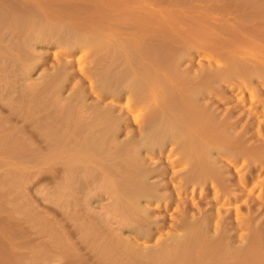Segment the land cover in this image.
I'll use <instances>...</instances> for the list:
<instances>
[{
  "label": "rangeland",
  "instance_id": "rangeland-1",
  "mask_svg": "<svg viewBox=\"0 0 264 264\" xmlns=\"http://www.w3.org/2000/svg\"><path fill=\"white\" fill-rule=\"evenodd\" d=\"M0 8L9 18L0 26V146L4 147H0V264H193L189 259L181 262L177 253L179 242L182 245L183 240L193 238L186 244H200L194 246L197 253L192 251L201 255L194 257L195 264H209L211 257L210 264L216 258L217 264H264V165L260 162L264 153H240L237 160L219 156V165L227 171L211 177L215 181L210 176L195 177L191 163L181 161L184 154L176 149L180 141L178 145V141L160 144L157 140L148 150L136 152L143 131L152 126L151 117L163 109L161 98H148L151 94L144 88L132 87L119 76L131 69L122 57L70 43V32L43 31L45 35L35 36L30 27L33 19L46 22L45 31L48 24L66 22L125 40L130 48H140L141 56L147 54L144 64L152 63L150 68L158 78L165 76L161 80L167 89L176 88H171L173 96L197 97L199 107L211 102L219 110L233 109L236 115H244V121L253 116L252 141L239 143L257 147L264 143V0H0ZM173 77L179 84H174ZM56 78L61 80L56 82ZM175 90L181 91L175 94ZM107 114L122 122L118 139L107 138L110 145L115 143L108 148L110 155L104 153L107 147L90 143L99 134L97 128L102 134L104 128L112 127ZM90 126L94 129L89 131ZM58 143L64 155L56 159ZM77 148L109 164H122L125 159L133 171L134 161L150 170L157 168L147 179L157 192L140 202L147 217L139 212L132 220H138L136 224L125 223L123 209L114 206V195L97 185L104 174L92 160L71 171L65 156ZM187 172L194 173L190 177L197 181L188 178ZM224 187L228 193L221 191ZM135 198L131 194L124 205H131ZM169 251L177 256L171 255L168 261L164 255Z\"/></svg>",
  "mask_w": 264,
  "mask_h": 264
},
{
  "label": "bare ground",
  "instance_id": "bare-ground-1",
  "mask_svg": "<svg viewBox=\"0 0 264 264\" xmlns=\"http://www.w3.org/2000/svg\"><path fill=\"white\" fill-rule=\"evenodd\" d=\"M10 13V12H9ZM15 15V14H14ZM6 18H8V17H6V14H5V12L3 13V10H2V8H0V26H2L3 25V23L5 22V20H7ZM14 18V17H13ZM21 18V17H20ZM19 18V16H18V18L17 19H20ZM9 19V18H8ZM23 19V18H22ZM10 20H11V18H10ZM14 20V19H13ZM32 20V19H31ZM34 20V19H33ZM32 20V22H31V25H30V27H31V31L34 33V35L35 36H38V35H36V33L38 34L39 32H45V33H54V32H62L63 34L65 33L64 31H66V33L65 34H68V32H70L68 35H70L69 36V41H70V43H80V44H85V45H88V46H91V47H93V49H95L96 51L97 50H100V52L102 51V50H105V53H104V51H103V53L105 54V55H107V53H109V55L111 56V57H113V58H120V57H122L128 64H130L131 65V69L127 72H125L124 73V75H123V72H122V74L121 75H119L120 77H122V78H127V80H129V82L132 84V87L133 86H135V87H137V88H144V90L146 91V93H148V94H151V95H148L147 97L149 98V96H151V97H153V99L155 98V99H157L156 97H158L159 96V98H161V99H159L160 101H162L161 103H159V104H164L162 107H163V109H162V111H158L157 109H155L156 111H158L157 113H156V116H155V118L154 117H151V121L153 122L150 126L151 127H149L146 131H145V133H144V131H143V136H142V139L141 140H138V144H139V142H140V144L139 145H137L138 146V149H136V150H133V154L136 156L138 153H140V151H142V149H146L147 148V150H148V148L149 147H151V144H152V142H154L155 143V141H160V144H165V143H167V144H171V142H173V144L176 142V144H177V141H178V145L179 144H181L180 146H179V148H176L179 152H183V154H184V156L182 157V159H181V161L183 160V161H185L186 163H191V165L193 166V168H194V171L196 172V176L194 175V173H188V172H191L190 170H193V168L189 165V168H190V170H188V172H187V174H190L189 176H188V178L191 176V175H193V176H195V177H197L198 176V174H199V176H202V178L203 179H206V177L207 176H210L209 178H210V180H215L214 178H212L211 179V177H220L221 175H224V172L225 171H227V168L226 167H224V166H221V165H219V163H218V161H219V156H227V155H230V156H234L235 158V160H237V155H239L240 153H241V155H242V153H246V156H247V154L248 153H250V152H252V151H260L259 153H264V143H263V145H259V146H257V147H252V146H250L251 144H249L250 142L248 141V144H249V147L248 146H246V145H244L243 146V144L249 139V140H251V138H253V134L251 133V131H250V126H252V127H254V125H253V116H251L252 117V119H251V121H250V118H247L246 117V121H244L245 120V118H244V115L242 114V113H237V115H236V113H235V110H233V109H223V110H219V108H220V106H219V108H218V106H215V105H212L213 103H209V104H202V106H200L199 107V104L200 103H197V102H199V100L197 101V97H190V98H188L187 99V97H186V99L187 100H185V98L183 99H180L179 97V95H176V96H173L172 94V89H173V87H171V88H169V89H167V87L166 86H164V83L165 82H163V80L165 79L164 77H162L163 78V80H161L162 78H158V76H157V74L156 73H152L153 71H152V67L150 68V66H151V64H150V66H148V65H146V64H144V62H145V60H146V55H144V56H141L140 54H138V51L137 50H139V49H135L134 48V46H133V48L134 49H132V47L130 48V46H129V44L128 43H126V41L125 40H121V39H114V36H112V34L109 36L108 34H106V33H99V32H97V31H92V30H89V28L88 29H85L84 30V28L83 29H81L82 27H79V26H76V25H74V24H71L70 25V23L68 24V23H66V22H63V23H52V24H48V26H47V32L45 31V29H46V26H45V24H46V22L45 23H42V22H40V24H41V26H38V25H40L39 24V22H35V21H33ZM36 20V19H35ZM37 21H38V19H37ZM16 22H17V20H16ZM15 22V23H16ZM19 22V21H18ZM21 22V21H20ZM35 22V23H34ZM10 23V22H9ZM34 23V24H33ZM2 24V25H1ZM78 24V23H77ZM4 25H5V23H4ZM14 25V24H13ZM16 25H17V23H16ZM15 25V26H16ZM45 26V27H42V26ZM50 25V26H49ZM76 26V27H74V26ZM78 25H80V24H78ZM18 26V25H17ZM30 27H28V29L30 28ZM49 27V28H48ZM78 27V28H77ZM45 28V29H44ZM71 28V29H70ZM25 31V30H24ZM61 33V34H62ZM43 34V33H42ZM64 34V35H65ZM40 35V34H39ZM43 35H45V34H43ZM42 35V36H43ZM56 36V35H55ZM113 38H112V37ZM117 36V35H116ZM62 37V36H61ZM60 37V38H61ZM112 39V40H111ZM114 39V40H113ZM34 40V39H33ZM132 40V39H131ZM60 41V40H59ZM79 45V44H78ZM131 45V44H130ZM251 45V44H250ZM145 47V46H144ZM142 49V48H141ZM140 51L141 50H139V53H140ZM143 51H146L145 49L143 50ZM149 51L150 50H148V54H149ZM158 51V50H157ZM24 52V51H23ZM107 52V53H106ZM151 52V51H150ZM6 53V52H5ZM145 54V53H144ZM150 55H152V54H150ZM107 57H109V56H107ZM110 57V58H111ZM116 58V59H117ZM30 59V58H29ZM147 59H148V57H147ZM150 59V58H149ZM178 59V58H177ZM30 61V60H29ZM148 61V60H147ZM161 62V61H160ZM136 65H138L139 67H137ZM141 66V67H140ZM163 66V65H162ZM238 67H240V66H238ZM173 68V67H172ZM237 68V67H236ZM127 69V68H126ZM126 69H124V70H126ZM178 69V68H177ZM235 69V68H234ZM238 69H240V68H238ZM243 69V68H242ZM237 69H235V71H236ZM241 70V69H240ZM244 70V69H243ZM160 71V70H159ZM170 71V70H169ZM238 71V70H237ZM245 71V70H244ZM249 71H251V70H249ZM28 72V71H27ZM65 72V71H64ZM172 72V71H171ZM253 72V71H252ZM236 73V72H235ZM63 73H61V78H62V75ZM105 74H107V73H105ZM156 74V75H155ZM253 74H254V72H253ZM65 75V74H64ZM116 75V74H115ZM118 76V77H119ZM141 76V77H140ZM58 78V77H57ZM56 78V82H58V80H61V79H57ZM66 78V77H65ZM64 78V79H65ZM173 78H175V77H173ZM251 79V78H250ZM161 80V81H160ZM170 80L171 81H173L171 78H170ZM169 79H168V81H170ZM178 80V79H177ZM120 81H121V78H120ZM175 81H176V78H175V80H174V84H175ZM126 82H128V81H126ZM163 82V84H161ZM178 81H176V83H177ZM180 82V81H179ZM179 82H178V84H179ZM193 82V81H192ZM120 83V82H119ZM55 84V83H54ZM131 84H130V86H131ZM166 84V83H165ZM171 84V83H170ZM57 85V83L55 84V86ZM122 85V84H121ZM168 85V84H167ZM180 85H182V83H180ZM171 86V85H170ZM187 86V85H186ZM59 87H62V86H59ZM118 87V86H117ZM164 87H165V89H167V91H165V89H164ZM169 87V86H168ZM182 87V86H181ZM63 88V87H62ZM186 88V87H185ZM164 89V90H163ZM174 89H176V88H174ZM173 89V90H174ZM179 89V88H178ZM187 89V88H186ZM192 89V88H191ZM59 89H57L56 90V94H57V91H58ZM188 90H190V89H188ZM60 91V90H59ZM58 91V92H59ZM143 91V90H142ZM144 91V92H145ZM162 91H164V92H162ZM181 91V90H180ZM179 90H175V94H178V92H180ZM252 91V90H251ZM80 92V91H79ZM177 92V93H176ZM160 94H162V95H160ZM78 95V94H77ZM80 95V94H79ZM78 95V96H79ZM58 96H60V93H59V95H57V97ZM85 96V95H84ZM162 96V97H161ZM178 96V97H177ZM189 96V95H188ZM75 98H77V97H75ZM69 99V98H68ZM67 99V100H68ZM80 99V97L78 98V100ZM146 99V98H145ZM200 99V98H199ZM252 99V98H251ZM66 100V101H67ZM77 100V99H76ZM76 100H75V102H76ZM150 100V99H149ZM158 100V99H157ZM181 100H183V101H181ZM185 100V101H184ZM215 100V99H214ZM86 101V100H85ZM155 101V100H154ZM159 101V102H160ZM216 101H219V100H216ZM68 102V101H67ZM82 102H84V100H82ZM146 102V101H145ZM148 102V101H147ZM214 102V101H213ZM220 102V101H219ZM52 103V102H51ZM78 103H80V102H78ZM157 103V102H156ZM227 103V102H226ZM85 104H86V102H85ZM158 104V103H157ZM65 105V104H64ZM82 105H83V103H81L80 104V106L82 107ZM216 105H218V103H216ZM220 105H222V102L220 103ZM58 106V105H57ZM77 106V105H76ZM79 106V108H81ZM158 106V105H157ZM156 106V107H157ZM67 107V106H66ZM93 107H95V106H93ZM240 107V106H239ZM86 108V107H85ZM90 108V107H89ZM159 108H160V105H159ZM82 109V108H81ZM87 109V108H86ZM66 110V112H67V109H65ZM77 111V110H76ZM82 111V110H81ZM72 112H73V110H72ZM71 112V113H72ZM79 112V111H78ZM77 112V113H78ZM95 112H96V110H95ZM98 112V111H97ZM63 113H65V112H63ZM68 113H69V111H68ZM82 113V112H81ZM89 113V112H88ZM87 113V114H88ZM253 113V112H252ZM263 113H264V111H263ZM67 114V113H66ZM76 113H74V115H75ZM155 114V113H154ZM64 115V114H63ZM94 115V114H93ZM100 115H104V114H100ZM112 115V114H111ZM252 115H254V114H252ZM69 118L72 116V114H68L67 115ZM75 116H77V114L75 115ZM84 117V115L82 114L81 115V117ZM94 116H96V117H98L99 115L97 114H95ZM108 114L106 115V117H107V119H108ZM115 116V115H114ZM152 116H154V115H152ZM247 116H249V115H247ZM65 117H66V115H65ZM67 117V118H68ZM87 117V116H86ZM90 117V116H89ZM95 117V119L98 121V123H101V122H99V120L103 117L104 118V116H101V118L99 117V120L97 119ZM264 117V116H263ZM68 118V119H69ZM77 118V117H76ZM78 118L81 120V118H80V116H79V114H78ZM109 118L110 119H108V121L112 124V127L110 128V129H108V130H106V128H104L105 129V132H103L102 134L98 131V128H97V130H96V133H99L98 135L96 134V133H94V134H96V137L95 138H91L92 140H88V136H87V140L92 144H96V147L98 146L100 149L101 148H106L107 147V149L109 148L110 149V146H113L115 143H112L111 145H110V142H108V140H107V138H109V139H114V138H116L117 137V135L119 134V130H120V124L122 123V122H120L119 120H115V119H113V120H111L112 118H113V116L112 117H110L109 116ZM114 118H116V117H114ZM243 118H244V120H243ZM256 120V122L258 121V119L256 118V117H254ZM84 119V118H83ZM82 119V120H83ZM92 119H93V116H92ZM95 119L94 120H92V121H95ZM105 119V118H104ZM107 119H106V121H107ZM150 119V118H149ZM66 120V119H65ZM78 120V119H77ZM86 120H87V118H86ZM86 120H84V121H86ZM111 120V121H110ZM120 120H122V118L120 119ZM124 120V119H123ZM62 121V120H61ZM84 121H83V123H84ZM88 121V120H87ZM87 121L85 122V124L87 123ZM103 121V120H102ZM105 121V122H106ZM108 121H107V123H108ZM244 121V122H243ZM262 121H264V120H262ZM59 122V121H58ZM80 122V121H79ZM82 122V121H81ZM104 122V123H105ZM252 123V125H251V123ZM69 123V122H68ZM76 123V122H75ZM83 123H81V124H83ZM90 123H92V122H90ZM95 123H97V122H95ZM98 123L96 124V125H94L93 123V125L95 126V128L96 127H99V129L101 128L99 125H98ZM106 123V124H107ZM110 123H108V124H110ZM150 123V122H149ZM255 123V122H254ZM47 124H48V122H47ZM60 124V123H59ZM63 124V123H62ZM66 124V123H65ZM73 124V123H72ZM89 124V123H88ZM71 125V124H70ZM75 125V124H74ZM90 125V124H89ZM101 125H103V124H101ZM262 125V124H261ZM5 126V125H4ZM41 126H42V124H41ZM60 126V125H59ZM81 126V125H80ZM79 126V127H80ZM93 126V127H94ZM104 126H106L105 124H104ZM65 127V126H64ZM73 127V126H72ZM77 127V126H76ZM78 127V128H79ZM82 127V126H81ZM80 127V128H81ZM88 127V126H87ZM92 126H90V128H89V131H90V129H94L93 127L91 128ZM110 127V126H109ZM264 127V126H263ZM262 127V128H263ZM39 128V127H38ZM66 128V127H65ZM103 128V127H102ZM55 129V128H54ZM67 129V128H66ZM77 129V128H76ZM86 129V131H88L87 129L88 128H85ZM42 130V129H41ZM82 131H83V129H82ZM91 131H93V130H91ZM98 131V132H97ZM43 132V131H42ZM49 132V131H48ZM47 132V133H48ZM55 132V131H54ZM54 132H50L52 135H55V133ZM61 132H63V131H61ZM120 132H121V130H120ZM253 132V131H252ZM261 132V131H260ZM68 133V132H67ZM82 133V132H81ZM85 133H87V132H85ZM85 133H83L84 135H85V137H86V135L87 134H85ZM89 133H91V132H89ZM88 133V134H89ZM93 133V132H92ZM91 133V134H92ZM44 134V133H43ZM68 134H70V133H68ZM259 134V133H258ZM261 134V133H260ZM260 134H259V136H260ZM61 135V134H60ZM64 135V134H63ZM79 135H81V134H79ZM262 135V134H261ZM93 136V135H92ZM56 137H58L57 135H56ZM91 137V136H90ZM132 138H133V136H131ZM1 138H2V136H1ZM5 138V137H4ZM10 138V137H9ZM44 138V137H43ZM65 138V137H64ZM71 138V137H70ZM83 138V137H82ZM130 138V137H129ZM258 138V137H257ZM86 138H84V140H85ZM117 139H118V137H117ZM131 139V138H130ZM58 139H56V142H60L59 140L57 141ZM84 140L82 141V143H84ZM86 140V141H87ZM132 140V139H131ZM134 140V139H133ZM261 140V139H260ZM259 140V141H260ZM16 141V140H15ZM118 141V140H117ZM128 141H129V139H128ZM128 141H125V142H128ZM136 141V140H135ZM134 141V143H137V142H135ZM179 141L181 142V143H179ZM239 141L240 142H244L243 144L242 143H239ZM252 141V140H251ZM7 142V141H6ZM53 142V141H52ZM132 142V141H131ZM17 143L18 142H16V145H17ZM20 143V142H19ZM61 143V142H60ZM60 143H58V144H56V146L55 147H57L58 145H60ZM69 143V142H68ZM108 143H109V146H108ZM122 143V142H121ZM133 143V144H134ZM159 143V142H158ZM7 144V143H6ZM11 144V143H10ZM62 144V143H61ZM77 144V143H76ZM88 144V143H87ZM90 144V145H91ZM120 144V143H119ZM123 144H124V142H123ZM159 144V145H160ZM0 145H1V143H0ZM8 145V144H7ZM13 145V144H12ZM11 145V146H12ZM20 145V144H19ZM63 145V144H62ZM62 145H60V147H57L56 149H54V150H57L58 151V149L60 150L61 149V146ZM78 145V144H77ZM117 145V144H116ZM122 145V144H121ZM125 145V144H124ZM4 146H5V144H4ZM18 146V145H17ZM52 146H53V144H52ZM79 146V145H78ZM92 146V145H91ZM130 146V145H129ZM128 146V147H129ZM156 145H154L153 146V148L155 147ZM162 146V145H161ZM160 146V149L163 147H161ZM1 148L3 147V146H0ZM8 147H9V145H8ZM63 147V146H62ZM68 147V146H67ZM75 147V146H74ZM86 147L87 148H89V145H86ZM132 147V146H131ZM130 147V148H131ZM4 148V147H3ZM66 148V147H65ZM86 148V149H87ZM92 148V147H91ZM104 148V149H105ZM112 148H115V147H112ZM157 148V147H156ZM251 148V149H250ZM8 149V148H7ZM18 149V148H17ZM78 149L79 148H77V149H75V151H78ZM90 149V148H89ZM108 149V151H105L104 153H106V152H108L109 154L108 155H110L111 153V151ZM118 149V148H117ZM132 149H134L133 147H132ZM158 149V148H157ZM163 149V148H162ZM161 149V150H162ZM11 150V149H10ZM80 150H84V148L82 149H80ZM94 150V149H93ZM115 150H116V148H115ZM114 150V151H115ZM153 150V149H152ZM9 151V150H8ZM24 151V150H23ZM74 151V153H72V154H69V155H66L65 156V160H66V164H68V166L70 167V170L72 169H74V171L76 170L75 169V167H77V165L79 164V163H81V162H88L89 164H90V161L92 160V162H95L98 166H96V168L98 167V168H100V169H102V174H104V176H101V173L99 172V176H101L102 178V180L100 181V182H98L97 181V185L98 184H100V185H102V186H104L105 188H106V190H109L110 191V193H112V195H114V197H115V199L117 200H115L114 202H115V205L114 206H118V207H115V208H118V209H120V210H122V211H124L123 212V214L121 213V215H123L121 218H123L124 219V221H125V223H127L126 221H131L129 224H131V223H135L136 224V222L138 221H136V220H134V222H132V220L134 219V217L136 216H139L138 214H139V212L140 213H143V208L144 207H140V202H141V198L143 197V198H145V197H147V198H149L150 197V195L149 194H151V193H155V192H157V191H155V189L157 188L154 184L152 185L151 183L148 185V177L150 176V175H154V173H156V170H157V168H153V169H156V170H153L152 168V170H150V169H148V167H146L142 162H136V161H134L135 162V165L133 166V167H136V170H132V168L130 169L129 167H131L132 165H130V163L129 162H127V160L124 162V160L125 159H123V162L122 161H120V162H122V164H118V161H116L117 163H114V162H112L111 161V164H109V162L110 161H108V163H106L107 161H103V159L102 160H98V159H92L93 157V155L91 154V155H89V153H87L88 151H86V150H84L83 152L82 151H78V152H75ZM100 151H102V150H100ZM113 151V152H114ZM134 151H136V152H138V153H134ZM144 151V150H143ZM160 151V150H159ZM93 152H96V151H93ZM99 152V151H98ZM153 152V151H152ZM151 152V153H152ZM157 152H158V150H157ZM163 152V151H162ZM256 153V154H259V153ZM21 153V152H20ZM57 154H55L56 156L59 154V155H64V154H61L59 151L58 152H56ZM66 153V152H65ZM120 153V152H119ZM132 153V152H131ZM37 154V153H36ZM97 154V153H96ZM128 154V153H127ZM182 153H181V156L183 155ZM38 155V154H37ZM40 155V154H39ZM140 155V154H139ZM241 155H239L240 157H241ZM249 155V154H248ZM263 154H261V155H259V156H262ZM21 156V155H20ZM134 156V157H135ZM138 156V155H137ZM136 156V157H137ZM31 157V156H30ZM55 157V156H54ZM97 157V156H96ZM115 157V156H114ZM121 157V156H120ZM129 157V156H128ZM132 157V156H131ZM143 157V156H142ZM249 157V156H248ZM4 158V157H3ZM57 158H60L59 156H57L56 157V159ZM64 158V157H63ZM126 158V157H125ZM133 158V157H132ZM139 158V157H138ZM181 158V157H180ZM257 158H259V157H257ZM53 159V158H52ZM116 159H117V157H116ZM128 159V158H127ZM131 159V158H130ZM136 158H134V159H131V161L132 160H135ZM144 159V158H143ZM150 159V158H149ZM249 159V158H248ZM256 159V158H255ZM2 160V159H1ZM118 160H120V159H118ZM137 160V159H136ZM225 160V159H224ZM223 160V161H224ZM17 161H18V159H17ZM30 161V160H29ZM130 161V160H129ZM130 161V162H131ZM182 161V162H183ZM226 162H227V160H225ZM25 162V161H24ZM44 162V161H43ZM48 162V161H47ZM92 162H91V164H92ZM119 162V163H120ZM133 162V163H134ZM260 162L264 165V156H262L261 158H260ZM20 163V162H19ZM65 163V162H64ZM85 163V164H86ZM177 162H175V164H176ZM251 163V162H250ZM84 164V165H85ZM94 164V163H93ZM148 164V163H147ZM146 164V165H147ZM167 164H169V163H167ZM27 165V164H26ZM82 165V164H81ZM87 165V164H86ZM85 165V166H86ZM187 165V164H186ZM85 166H84V168H85ZM230 166H232V165H230ZM92 167V166H91ZM176 167V166H175ZM80 168V167H79ZM166 168V167H165ZM174 168V167H173ZM231 168H233V167H231ZM77 169H78V167H77ZM92 169V168H91ZM95 169V168H94ZM121 169V170H120ZM168 169H169V167H168ZM68 170H69V168H68ZM71 170V171H72ZM86 170H87V168H86ZM97 170H99V169H97ZM234 170V169H233ZM70 171V172H71ZM78 171V170H77ZM85 171V170H84ZM89 171V170H88ZM92 171H94V170H92ZM96 171V170H95ZM161 172H162V170H160ZM89 172H91V171H89ZM89 172H88V174H89ZM158 172V171H157ZM164 172V171H163ZM193 172V171H192ZM159 173V172H158ZM157 173V174H158ZM183 173V172H182ZM23 174V173H22ZM72 174H74V172L72 173ZM91 174H92V172H91ZM94 174H96L95 172H94ZM162 174V173H161ZM184 174H186V173H184ZM186 174V175H187ZM225 174H227V173H225ZM68 175V174H67ZM90 175V174H89ZM160 175V174H159ZM162 175H164V174H162ZM161 175V176H162ZM72 176V175H71ZM98 176V177H99ZM198 176V177H199ZM204 176H206V177H204ZM87 177V176H86ZM195 177H190V178H192L193 180L195 179L196 181H197V178H195ZM97 178V177H96ZM100 178V177H99ZM98 179V178H97ZM222 179V178H221ZM70 180V179H69ZM92 180V179H91ZM201 180V179H200ZM184 181V180H183ZM187 181V180H186ZM216 181V180H215ZM152 182V181H151ZM195 182V181H194ZM188 183V182H187ZM193 183V182H192ZM69 184V183H68ZM163 184V183H162ZM217 184V183H216ZM72 185V184H71ZM82 185V184H81ZM93 185V184H92ZM96 185V184H95ZM185 185V184H184ZM101 186V187H102ZM161 186V185H160ZM221 186V185H220ZM172 187V186H171ZM184 187V186H183ZM93 188V187H92ZM94 190L96 191L97 190V188L94 186ZM100 188V187H99ZM99 188H98V190L97 191H99ZM103 189V188H102ZM223 190H221L222 192H226V190L224 191V189H225V187L224 188H222ZM104 190V189H103ZM105 190V191H106ZM157 190H159V188L157 189ZM229 190V189H228ZM57 191V190H56ZM108 191V192H109ZM249 191V190H248ZM247 191V192H248ZM230 192H231V189H230ZM89 193L92 195V193L90 192V190H89ZM226 193H228V192H226ZM232 193V192H231ZM87 194V193H86ZM131 194H132V197H133V199L135 198V200H131L130 201V203H132L131 205H128V204H126V205H124L125 203V201H126V199H127V201L129 200V199H131ZM158 194V193H157ZM249 194V193H248ZM154 195V194H153ZM152 194H151V196L154 198V196H153ZM156 195V194H155ZM158 196V195H157ZM65 197V196H64ZM88 197V196H87ZM159 197V196H158ZM222 197V196H221ZM90 198H91V196H90ZM112 198V197H111ZM142 198V199H143ZM225 198V197H224ZM89 199V198H88ZM113 199V198H112ZM152 199V198H151ZM166 199V198H165ZM144 200V199H143ZM78 201V200H77ZM85 201H86V199H85ZM88 201V200H87ZM91 201V200H90ZM145 201V200H144ZM147 201H149V199L147 200ZM223 201V200H222ZM227 202V201H226ZM75 203V202H74ZM88 203H89V201H88ZM142 203V202H141ZM148 203V202H147ZM235 203V202H234ZM85 204V203H84ZM114 204V203H113ZM65 205V204H64ZM89 205H90V203H89ZM88 205V206H89ZM216 205V204H215ZM74 206V205H73ZM85 206V205H84ZM83 206V207H84ZM87 206V205H86ZM85 206V207H86ZM224 206V205H223ZM66 208V207H65ZM93 208V207H92ZM83 209V208H82ZM145 209V208H144ZM93 210V209H92ZM146 211V210H145ZM184 211V210H183ZM118 212H119V210H118ZM82 213V212H81ZM110 215V214H109ZM143 216H145L146 215V217H147V214L144 212L143 214H142ZM143 216H142V218H143ZM135 217V218H136ZM141 217V216H140ZM210 217V216H209ZM72 218V217H71ZM74 218V217H73ZM139 218V217H138ZM203 218V217H202ZM150 219V218H149ZM152 220V219H151ZM101 221V220H100ZM136 221V222H135ZM140 221V220H139ZM145 221H146V219H145ZM123 222V221H122ZM182 222V221H181ZM99 223V222H98ZM128 224V225H129ZM147 224V223H146ZM107 226V225H106ZM133 226H135V225H133ZM151 226V225H150ZM192 226V225H191ZM197 226V225H196ZM139 227V225L137 226V228ZM142 227V226H141ZM100 229V228H99ZM192 229V228H191ZM135 230H138V229H135ZM140 230V229H139ZM88 231V230H87ZM95 231V230H94ZM190 231V230H189ZM192 231V234H193V230H191ZM190 231V232H191ZM145 232V231H144ZM148 232V231H147ZM197 232V231H196ZM199 232V231H198ZM89 233V232H88ZM142 233V232H141ZM195 233V232H194ZM93 234V233H92ZM91 234V235H92ZM134 234V233H133ZM188 234H189V232H188ZM192 234H189V236H191L192 237ZM199 234V233H198ZM197 234V235H198ZM142 235V234H141ZM146 235V234H145ZM195 235H196V233H195ZM93 236V235H92ZM206 236V235H205ZM87 237V236H86ZM138 237V236H137ZM190 237V238H191ZM193 237H194V234H193ZM197 237V236H196ZM195 237V239H197ZM199 237H200V235H199ZM185 238H188V237H185ZM184 239V238H183ZM194 239V238H193ZM193 239H191V240H193ZM190 239H188L186 242L183 240V244L182 245H180L181 243L179 242V244H177V246L179 245V247H178V251H177V249H176V251H177V253H179L178 255H179V258H181V262H184V261H186L187 263H188V261L189 260H191V262L193 263V264H195L196 263V260L194 259V257L197 259V257H199V256H201L200 255V251L198 252L199 253V255H197V256H195V255H193L194 253L192 252V251H195L196 249L194 248V246L197 244V241H194V243H196L195 245L193 244V245H191L193 242H191L190 243V245L188 244H186L188 241H191ZM198 241H199V239H198ZM215 241V240H214ZM184 242H185V244H184ZM120 245V244H119ZM184 245V246H183ZM198 245H200L199 244V242H198V244L196 245L197 247H198ZM182 246V247H181ZM193 246V247H192ZM169 247V246H168ZM176 247V246H175ZM115 248V247H114ZM124 248V247H123ZM121 249V248H120ZM166 249V248H165ZM217 249V248H216ZM167 250V249H166ZM165 250V251H166ZM168 250H171V249H168ZM167 250V251H168ZM65 251V250H64ZM164 251V250H163ZM164 251V252H165ZM175 251V250H174ZM175 251V252H176ZM192 252V253H191ZM196 253H197V251H195ZM103 253V252H102ZM159 253V252H158ZM195 253V254H196ZM209 253V252H208ZM175 254V253H174ZM201 254H203V253H201ZM212 254V253H211ZM171 255H173V254H171V252L169 251L167 254H165L164 256H167L166 258L168 259V258H170V256ZM135 256H136V254H135ZM163 256V257H164ZM173 256H177L176 254L175 255H173ZM203 256H204V254H203ZM138 257V256H137ZM206 257V256H205ZM200 258H202V257H200ZM187 259H189L188 261H187ZM209 259H210V257H209ZM211 259L213 260V257H211ZM170 259H168V261H169ZM180 260V259H179ZM192 260H195V261H192ZM202 260V259H201ZM205 260V259H204ZM212 260H210V262H209V264L212 262ZM217 260V258L216 259H214V262L212 263V264H214L215 262H217L216 261ZM198 261V260H197ZM219 261H220V258H219ZM185 262V263H186ZM190 262V263H191ZM221 262V261H220ZM219 262V263H220ZM167 263V262H166ZM175 263V262H174ZM198 263H199V261H198ZM223 263V262H222ZM173 264V263H172ZM182 264H184V263H182ZM202 264V263H201ZM207 264H208V262H207ZM215 264H217V263H215Z\"/></svg>",
  "mask_w": 264,
  "mask_h": 264
}]
</instances>
